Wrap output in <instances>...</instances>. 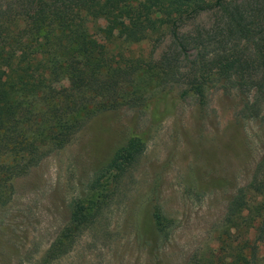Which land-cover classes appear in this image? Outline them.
Wrapping results in <instances>:
<instances>
[{"label": "rangeland", "instance_id": "1", "mask_svg": "<svg viewBox=\"0 0 264 264\" xmlns=\"http://www.w3.org/2000/svg\"><path fill=\"white\" fill-rule=\"evenodd\" d=\"M21 2L0 0V34L3 3ZM225 7L182 23L178 35L183 46L170 33L125 43V50L137 57L176 70L166 86L173 97L172 114L161 122L138 109L98 115L69 145L14 179L10 201L0 200V264L41 259L68 225L70 204L132 134H144L147 150L131 178L116 185L92 229L53 264H264L256 224L242 220L264 192V104L259 118H252L247 107L257 98L258 73L214 82L204 106L194 97L180 99L188 77L202 66L198 59L212 64L235 48H253L229 33L230 13L239 9L258 28L264 0H227ZM132 25L127 18L99 20L91 31L106 43L111 35L124 40ZM153 201L174 221L167 237L153 233ZM235 202L243 213L229 222Z\"/></svg>", "mask_w": 264, "mask_h": 264}, {"label": "trees", "instance_id": "2", "mask_svg": "<svg viewBox=\"0 0 264 264\" xmlns=\"http://www.w3.org/2000/svg\"><path fill=\"white\" fill-rule=\"evenodd\" d=\"M227 0H22L3 3L0 42V200L12 197V181L37 167L51 153L64 148L94 117L119 108L149 111L161 122L174 109L166 86L176 78L174 68L125 50L155 36H170L179 46L180 25ZM129 19L133 25L124 40L114 35L104 43L91 24L99 20ZM229 33L253 48H235L188 77L180 99L197 98L207 104L215 83L258 73L257 98L248 112L259 118L264 101V21L258 28L237 9L230 13ZM115 38V39H110ZM161 38V37H157ZM251 43V44H250ZM240 46V45H239ZM210 65V66H207ZM213 65V66H212ZM212 66V67H211ZM255 69V70H254ZM175 70V71H174ZM157 80V83H154ZM215 82V83H214ZM173 83V82H171ZM172 102V103H171ZM244 111V110H243ZM251 118V117H250ZM147 150L144 134H132L94 173L89 189L70 204V221L35 264H53L67 255L75 240L92 229L104 202L116 187L131 178ZM114 184V185H113ZM247 207L245 223L256 224L264 241V192ZM240 204V203H239ZM233 203L228 221L242 216ZM153 233L167 237L173 220L152 202Z\"/></svg>", "mask_w": 264, "mask_h": 264}]
</instances>
